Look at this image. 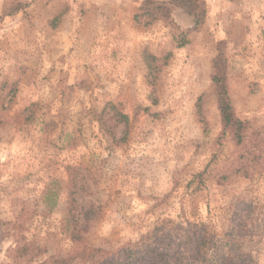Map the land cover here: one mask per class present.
<instances>
[{"label": "rangeland", "instance_id": "1", "mask_svg": "<svg viewBox=\"0 0 264 264\" xmlns=\"http://www.w3.org/2000/svg\"><path fill=\"white\" fill-rule=\"evenodd\" d=\"M141 2L0 0V264L114 249L159 218L222 230L231 207L264 264V0H207L199 30L138 19ZM218 54L247 146L222 133Z\"/></svg>", "mask_w": 264, "mask_h": 264}, {"label": "trees", "instance_id": "2", "mask_svg": "<svg viewBox=\"0 0 264 264\" xmlns=\"http://www.w3.org/2000/svg\"><path fill=\"white\" fill-rule=\"evenodd\" d=\"M177 10L191 19L192 24L188 29L199 30L206 21L207 0H142L137 18L163 20L173 26ZM212 69L211 80L217 96L222 133L237 146H247L250 124L236 114L227 79L226 56H215ZM118 115L120 120L128 124L126 114ZM239 158L244 159L243 153ZM233 162L234 159L231 167ZM232 169L238 171L240 168L234 165ZM74 201L71 197V238L80 242L84 225H80V217L73 210ZM224 216L228 222L222 230L206 222L184 225L171 218H159L136 241L128 240L114 249L83 245L74 248L69 256L59 259L57 264H250L252 256L244 247V237L249 233L248 226L244 222L236 225L240 216L232 207L226 208ZM17 244L15 251L21 256L29 253L27 243L18 241Z\"/></svg>", "mask_w": 264, "mask_h": 264}]
</instances>
